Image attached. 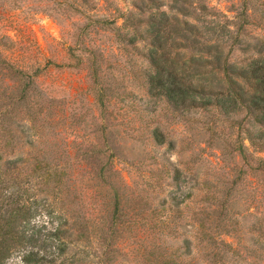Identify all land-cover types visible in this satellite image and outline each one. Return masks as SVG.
<instances>
[{"label": "trees", "instance_id": "16d2710c", "mask_svg": "<svg viewBox=\"0 0 264 264\" xmlns=\"http://www.w3.org/2000/svg\"><path fill=\"white\" fill-rule=\"evenodd\" d=\"M16 2L0 0V264H264L263 221L252 212L238 216L228 196L209 203L216 200L215 190L199 167L188 172L172 160L178 141L159 123L150 127V139L164 151L151 158L170 172L171 199L177 200L170 209L179 213L192 198L190 231L180 220L157 217L154 208L141 218H123L124 203L111 181L119 173L109 149L91 142L93 151L78 155L89 145L63 140L59 154L49 151L50 106L41 101L37 81L42 69L21 64L12 51ZM230 2L223 10L209 0H134L116 32L147 61L149 101L203 123L213 134L219 125L228 127L223 135L232 159L264 173V0ZM89 3L80 0L76 8L94 10ZM96 64L91 70L98 83ZM97 97L103 106L109 99L101 89ZM152 113L151 121L157 116ZM82 173L93 183L81 187ZM98 188L102 200L89 205ZM111 195L114 209H103ZM218 207L223 215L215 221L211 213ZM138 224L148 230L139 239L131 233Z\"/></svg>", "mask_w": 264, "mask_h": 264}, {"label": "rangeland", "instance_id": "374dc122", "mask_svg": "<svg viewBox=\"0 0 264 264\" xmlns=\"http://www.w3.org/2000/svg\"><path fill=\"white\" fill-rule=\"evenodd\" d=\"M79 1L17 0L11 7L18 21L9 28L15 41L14 55L23 65L42 69L37 81L41 101L50 106L47 122L51 128L46 132L49 151L59 154V143L63 140L89 145L78 150V155L92 152L88 144L91 142L98 148L109 149L115 156V169L119 173V177H111V181L124 203L123 218L132 215L141 218L154 208L157 217L180 220L183 230L190 231L192 198L182 204L179 213L170 209L171 204L177 203L171 199L170 172L161 166L162 162L154 164L151 158L152 153L161 155L164 151V148L156 149L150 139V127L159 123L178 141L176 151L169 153L172 160L188 172L199 167L202 178L208 180L207 187L215 190L216 200L209 203H222L228 196L230 208L238 216L242 217L240 213L245 211L252 212L264 223V173L232 159V147L223 135V131L227 134L228 127L219 125L213 134L204 130L203 123L189 122L178 113L169 112L164 104L149 101L144 78L147 61L116 32V25L123 22L121 15L133 8L134 0H90L89 4L95 5V9L82 11L76 8ZM209 1L227 10L230 1L238 0ZM255 4L258 5V0ZM258 12L256 18H260ZM93 61L99 69L98 83L92 75ZM100 89L109 97L108 100L105 97V106L97 97ZM150 110L155 113L150 114L151 117L157 115L153 121L149 120ZM211 117H206V121ZM76 148L73 145L70 151L76 154ZM260 154L264 157V152ZM241 166L243 178L239 179ZM82 174L81 187L93 183L86 180L87 173ZM236 179L238 183L233 185ZM155 181L162 186H157ZM95 191L97 197H92L89 205H97L102 200L104 192L100 188ZM107 197L109 205H104L103 209L112 211V195ZM208 215L207 211L203 214ZM222 215L218 207L211 218L217 221ZM123 233L129 234L128 231ZM131 233L139 239L138 236L148 230L138 224ZM138 247V243H132L133 249ZM127 257L133 260L131 255Z\"/></svg>", "mask_w": 264, "mask_h": 264}]
</instances>
